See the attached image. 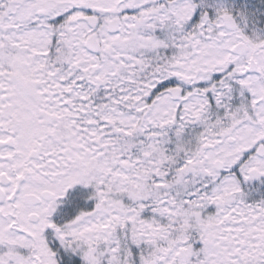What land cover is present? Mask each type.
I'll use <instances>...</instances> for the list:
<instances>
[{
    "label": "snow or ice",
    "instance_id": "6c2138e0",
    "mask_svg": "<svg viewBox=\"0 0 264 264\" xmlns=\"http://www.w3.org/2000/svg\"><path fill=\"white\" fill-rule=\"evenodd\" d=\"M0 264H264V0H0Z\"/></svg>",
    "mask_w": 264,
    "mask_h": 264
}]
</instances>
